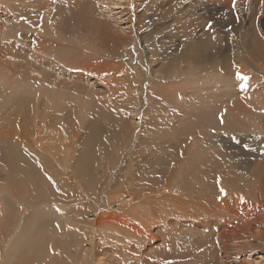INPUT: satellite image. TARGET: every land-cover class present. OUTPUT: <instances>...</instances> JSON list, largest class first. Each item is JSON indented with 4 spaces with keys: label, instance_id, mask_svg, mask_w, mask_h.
I'll return each mask as SVG.
<instances>
[{
    "label": "bare ground",
    "instance_id": "1",
    "mask_svg": "<svg viewBox=\"0 0 264 264\" xmlns=\"http://www.w3.org/2000/svg\"><path fill=\"white\" fill-rule=\"evenodd\" d=\"M221 1L195 0V4ZM31 2H36L40 6L42 4V0H31ZM232 3L236 12L235 17L229 9ZM232 3L229 2L227 10L222 9L211 23L208 20L204 22L201 18L187 16L188 27L194 29L199 26V30H194L197 38L191 42L187 40L189 38L181 35L183 37L180 40L179 54H173V60L170 59L173 65L174 58L179 61H185V58L188 62L194 60L192 61L194 63H204L209 59L210 54L220 56L225 45L228 49L232 48L233 52H237L240 46L242 51L246 49V55H249L250 59L254 57L256 60H264V20L260 22L261 17L264 16V0H232ZM43 4H46L47 12L43 21L45 31L41 28L36 30L33 26L36 23L31 24L32 28H25L31 19V16H27L29 20L25 19L22 26L28 33H33L34 37H30V43L21 45V48H17L18 38L19 34L22 36L24 32L18 31L19 25L15 23L18 15L11 9L10 12L3 10L4 14L11 15V20L0 23V78L3 76L8 78L11 75L26 82L30 80L32 83L27 84L26 88L33 89L32 92L40 83H45L51 85L50 91L61 87L66 92H72V95L81 93L85 96V93L92 92L95 87L96 91H100L97 88L100 87V81H104L103 84L108 89L113 88L114 82H110L113 73L117 78L124 73L126 77L132 73L127 74L128 71L123 73L125 70L121 71L117 68L121 60L115 59L124 55L121 54L120 48L126 46L128 41L130 43L135 41V50L139 51L137 48L141 36H138L137 41L136 35L141 34L139 31L143 29L145 20L151 16L149 13L167 14L175 8L177 0H56L53 3L46 0ZM193 6L191 5L194 9ZM43 10L42 16H45V9ZM38 18L39 16L32 19L38 20ZM151 18L155 17L151 16ZM244 20H248V25L244 24ZM222 30H225L226 38ZM3 34H7V37ZM237 35L242 38L238 42L241 43L240 45L236 44ZM143 41L145 43V39ZM169 43L172 44L171 39ZM143 45L149 67L148 78L155 80L158 76L163 78L164 75H168L169 70L158 72L154 68L156 60L147 44ZM190 47L193 48L191 50L194 51L193 53L191 51L188 53ZM229 64L224 68V72H229ZM105 65L108 66L107 71L103 69ZM262 69L264 70V67ZM170 70L174 75L175 71L182 72V69L177 67ZM218 70L223 72L221 68ZM107 76L109 78L106 79ZM127 79L129 78L125 81ZM181 82L183 85L178 86L189 88L183 90L187 96L198 88L197 86L194 90L195 84L187 87L184 85L188 82L186 83L185 80ZM136 83L132 81L130 85L133 92ZM50 91L48 92L47 89L41 99L38 98L40 94L31 93L35 96L30 97L29 105L37 115L33 126L29 127V119L23 116V120L13 123V126L0 121V140H3L2 145L4 144L2 146L0 142V260L6 259L5 264H82L84 262L87 264H264V165L261 167L259 165L260 170L255 167L253 169L250 167L249 170L250 168L241 166L242 161L240 165L242 168L239 167L240 171L237 175L235 168L238 164L231 162L234 168L230 170L232 167H228L227 170V162L223 161L220 151L214 153L212 161L216 155L218 157L221 154L223 163H226L225 167H221L223 163L219 166L216 161L200 166L201 173L204 174L203 178L209 175L212 177L208 176V180L213 179L205 184L206 188L210 190L212 188V192L204 194L201 208L183 206L175 208L170 205L171 198L163 194V189L149 185L136 196L127 195L125 200L119 196L118 205L123 207V210L117 214L109 211L115 204L114 200L110 199V195L106 194L102 201L104 211L90 217L89 221L83 222L82 209L77 217H74L75 219L67 215L64 217L69 231L76 230L80 235L84 229V233L88 234L85 244L87 246L83 249L82 246L74 244L71 248L68 242L65 240L63 242L58 236V232H61L58 231L60 212L68 205L72 212L76 210L74 206L76 199L62 202L61 198H70L71 195L65 192V194L59 193L64 196L60 198L61 195L50 190V194L44 192L46 201L43 196H38L39 200L35 203L28 202L29 184L33 177L36 178V166L41 169L40 177L45 185L58 186L59 177L62 176L65 185L68 184L70 188L67 180L73 176L74 165L70 161L71 157H69V165L65 164L64 172L60 168L59 151H56L57 148L63 150L75 145L74 132L67 133L66 126L63 125L69 124L70 115L67 114L69 117L65 116L63 120L61 119L63 122L60 121L62 126L59 129L57 127L58 132L52 131L54 126L52 123H56V119H53L54 114L64 108L60 105L64 101H57L55 97L67 93L60 90L59 95L55 94L52 97ZM75 99L71 102L76 101V105L71 104L73 110L80 108L78 98ZM36 139L43 143L35 145ZM222 146L225 147L223 152H227V155L223 153V156L226 155L225 159L228 155L232 158L230 146L225 144ZM261 160L260 164L264 163V159ZM253 182L258 183L257 187L255 185V194H257L255 199H258L256 202L240 192H235L238 188L244 192L249 190V186L254 185ZM96 197L95 195L94 198ZM51 202L53 204L50 208H46ZM45 209H51L55 221L45 219ZM49 226L54 229L51 227L50 231Z\"/></svg>",
    "mask_w": 264,
    "mask_h": 264
},
{
    "label": "rangeland",
    "instance_id": "2",
    "mask_svg": "<svg viewBox=\"0 0 264 264\" xmlns=\"http://www.w3.org/2000/svg\"><path fill=\"white\" fill-rule=\"evenodd\" d=\"M43 1L46 0L41 2V6L45 9V16H42L44 13L43 8L36 2H31V0H0V23L11 20V15L4 14L3 10L10 12L11 9L12 12L18 15L15 23L19 25L20 30L18 31L24 33H22V36L19 34L17 48L29 44L30 37H34L33 33H28L23 29L22 24L28 18L27 16H31V19H27L29 22H27L25 28H32L31 24L36 23L33 25L36 30L41 28L45 31L43 21L47 12L46 4H43ZM48 1L53 3L56 0H53V2ZM192 1L177 0L175 8L167 14L149 13V16L155 18L150 16L148 20H145L142 25L143 29L139 31L141 34L136 35L137 41L138 36H141L138 42L139 48H137L139 51L135 50V41L131 42L132 44L128 41L126 46L120 48L121 54L124 53V55H122V58L115 59L121 60L117 68L121 71L125 70L123 73L127 71V74L132 73H129L127 77L124 73V77L121 75L122 77L118 78L113 73L110 77L112 80L110 82L115 83H113L112 90L104 86V81H100V87L97 86L100 91H96L95 87L92 92L85 93V96L81 93L78 95L73 93L72 95V92H66L61 87L60 89H54L57 92L50 91L51 85L45 83H40L32 92L33 89L27 90L26 88L27 84L32 83L30 80L26 82L11 75L8 78L4 76L0 78V121L3 124H11L10 126L23 120V117L29 119V127L33 126L34 118L37 115L29 105V99L30 97L33 98L34 94H40L38 98L41 99L47 89L48 92L52 93V97L55 94L59 95L60 90L67 93L64 94L66 98L64 96L55 97L57 101H64L60 104L64 108L54 114L53 119H56V123H52L54 124L52 131L55 133L57 127L59 129L62 126L60 124L65 116L70 115V117L68 116L70 118L68 119L69 124H63L66 126L63 127H65L67 133L74 132L76 136L75 145L72 148L69 146L63 148V150L56 149L60 155L61 170L65 172L64 167L65 164L69 165V157H71L70 161L73 162V176L67 180L70 188L67 182V186L65 185L62 176L59 177L58 186L45 185L40 177L41 169L36 166L35 173L38 176L36 175V178L33 177V180L30 181L29 194L32 197L29 195V198H27L29 204H33L39 200L38 196H43L42 198L45 200L47 197H44V192L50 194L52 191V193L56 192L55 194L67 193L71 195L70 198L65 199L63 195L59 194L61 195L60 198L64 197L60 200L62 202H69L72 198L76 199L75 202L73 201L76 210L72 212L69 205L61 210L60 226L62 228L59 226L58 230L62 232H58L60 239L68 242L71 248L74 244L79 247L82 246V248L87 246L85 244L88 234L84 233V229L80 235L76 233V230L69 231L64 217L66 215L71 218L77 217L82 209L83 222L89 221L90 217L104 211L102 201L106 194L110 195V199L114 200L113 203L115 204L109 211L117 214L123 210V207L118 205L119 200L117 198L119 196L123 200L127 195L136 196L149 185H153L152 187L157 189H163V194H167L171 198L170 205L175 208L183 206L199 209L203 205L204 194L212 192V188L211 190L206 188L205 184L213 180H208L209 177H212L209 175H206L207 178H203L202 175L204 174L201 173L202 167L200 166L215 161L220 166L225 160L227 170L228 167H232V163L238 164L235 168L236 172L233 171L238 175L242 161L241 166L248 169L255 167L260 170V167L264 165V163L260 164L261 159H264V70L262 69L264 60H256L254 57L250 59L249 55H246V49L242 51L240 46H238V49L236 48L237 52H233L232 48L228 49V46L223 45L224 48L220 56L210 54L209 59L204 63H194L192 62L194 60L188 62L185 58V61L174 58V65L171 63L170 59L173 60V54H179L180 40L183 36L189 38L187 40L191 42L197 38L195 31L199 30V26L194 29L188 27L186 24L188 17L201 18L202 21L206 22L208 20L211 23L222 12V9L227 10L229 2L232 3V0H222L223 2L196 5L195 0ZM233 4L229 5V9L233 14L232 16L235 17L236 12ZM191 5H194V9ZM37 16H39L38 20L32 19ZM261 18L260 22L262 23L264 16ZM244 21V24L248 25V20ZM259 28L262 29L260 26ZM42 34L44 35V32ZM182 34L183 36H181ZM222 34H225V30H222ZM6 35L3 34V36ZM224 36L226 38V34ZM241 36L243 37V35ZM169 39L172 40V44L169 43ZM241 39L240 35H237L236 44ZM223 40L224 38H222ZM143 44H147L153 58L156 60L154 68L158 72L164 69L165 71L169 70L168 75H164L163 78L158 76L155 80L148 78L149 67L146 62ZM191 50H193L192 47H190L188 53ZM106 61L109 60L106 59ZM219 61L220 65H218ZM228 64L230 67L227 73L223 70ZM109 66L111 67V65ZM172 66L173 68H171ZM176 67L182 69V72L175 71L174 75L170 69L173 70ZM219 68L222 69V73L219 72ZM72 69L75 70L76 68ZM103 69L107 71L108 66L105 65ZM237 73L246 76L247 80L239 79ZM107 78L109 77L107 76ZM126 78L129 79L125 81ZM184 80L186 83L188 82L184 86L192 87L195 84L194 90L198 86L195 91L188 94L189 97L183 91L189 88L178 86L183 85L181 81ZM132 81L137 82L136 85L134 84L135 92L131 91ZM29 91L31 92L29 93ZM73 98H78L79 109H72L76 105V101L71 103L74 101ZM134 99L136 102H134ZM64 103L67 105H64ZM62 115L64 116L62 117ZM2 141L0 140L1 145ZM63 142H66V140H63ZM34 143L40 145L43 141L36 139ZM224 144L230 146L233 154L232 158L229 155L227 156L228 160L225 159L227 152H223L225 147L222 145ZM216 151L221 152L223 161L221 154L219 155L221 158L218 156L221 160L216 155V158L214 157L212 161ZM223 153L226 155L223 156ZM57 164L59 165V163ZM225 165L226 163H223L221 167H225ZM252 184L254 185L249 186V190L245 192L241 188H238L235 192H240L256 202L258 199H255V195H257L255 194V185L257 187L258 183L253 182ZM154 190L152 193H154ZM95 195L96 198H94ZM210 195L212 197V194ZM52 204L53 202L48 204L46 208H50ZM44 215L46 220L53 219L52 221H55L51 209H45ZM49 227L50 231L54 229L52 226ZM87 230L85 229V231ZM5 262L6 259L0 260V264H5Z\"/></svg>",
    "mask_w": 264,
    "mask_h": 264
},
{
    "label": "snow or ice",
    "instance_id": "3",
    "mask_svg": "<svg viewBox=\"0 0 264 264\" xmlns=\"http://www.w3.org/2000/svg\"><path fill=\"white\" fill-rule=\"evenodd\" d=\"M237 76H238V78L239 79H241V80H244V81H246L247 80V77L246 76H243V75H241L240 73H237ZM246 86V85H245Z\"/></svg>",
    "mask_w": 264,
    "mask_h": 264
}]
</instances>
